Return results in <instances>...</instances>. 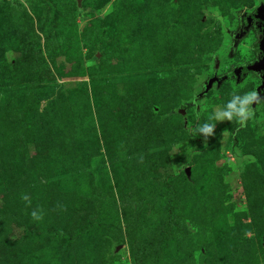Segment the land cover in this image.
Returning a JSON list of instances; mask_svg holds the SVG:
<instances>
[{"label":"rangeland","instance_id":"obj_1","mask_svg":"<svg viewBox=\"0 0 264 264\" xmlns=\"http://www.w3.org/2000/svg\"><path fill=\"white\" fill-rule=\"evenodd\" d=\"M260 5L0 0V264H264V99L196 132L260 76L193 106Z\"/></svg>","mask_w":264,"mask_h":264},{"label":"trees","instance_id":"obj_2","mask_svg":"<svg viewBox=\"0 0 264 264\" xmlns=\"http://www.w3.org/2000/svg\"><path fill=\"white\" fill-rule=\"evenodd\" d=\"M250 31H253L257 36V41L253 45L255 59L253 61L244 64L233 65L228 73L220 77H213L212 79L205 80L201 85L202 87L201 91L194 97V102H193L195 103L193 104V106L195 105L194 107H197L196 103L206 96L212 83H216L217 87H219L222 81L224 80H233L237 84L241 83L249 73H256L258 76H261V73L254 72L252 70L254 64L257 63L262 57V52L259 43H260V39L264 35V22H261L257 19L256 9L252 13H243L238 18V30L228 32V35L230 36L231 41L233 43L232 44L233 48L239 43V39L241 38L239 37V35L242 34V36L245 37L248 35ZM256 90L260 93L262 97L263 94L261 88L258 87Z\"/></svg>","mask_w":264,"mask_h":264},{"label":"clouds","instance_id":"obj_3","mask_svg":"<svg viewBox=\"0 0 264 264\" xmlns=\"http://www.w3.org/2000/svg\"><path fill=\"white\" fill-rule=\"evenodd\" d=\"M230 95L231 99L222 108H217L213 114L209 116V122L197 127L196 132L202 134L205 140L215 134L216 123L212 121H235L240 126H246L248 121L254 118L255 110L253 105L261 103L262 99H264L255 89L245 92L242 95L238 93V90L234 89ZM22 199L27 201L28 204L31 203L27 195H23ZM31 216L35 220L42 219V216L39 215L37 211H33Z\"/></svg>","mask_w":264,"mask_h":264},{"label":"water","instance_id":"obj_4","mask_svg":"<svg viewBox=\"0 0 264 264\" xmlns=\"http://www.w3.org/2000/svg\"><path fill=\"white\" fill-rule=\"evenodd\" d=\"M256 17L259 21L264 22V5H260L257 8ZM259 46H260V49L262 52V57L257 63L254 64L252 70L254 72L261 73V76H260L261 86H260V88H261L262 94H264V35H263V37L259 43ZM182 112H184V110H182Z\"/></svg>","mask_w":264,"mask_h":264},{"label":"flooded vegetation","instance_id":"obj_5","mask_svg":"<svg viewBox=\"0 0 264 264\" xmlns=\"http://www.w3.org/2000/svg\"><path fill=\"white\" fill-rule=\"evenodd\" d=\"M256 11H257V9H256ZM261 22H263V21H261ZM263 37V36H262ZM262 39V38H261ZM261 39H260V41H261ZM260 85H261V81H260ZM259 87V86H258Z\"/></svg>","mask_w":264,"mask_h":264}]
</instances>
